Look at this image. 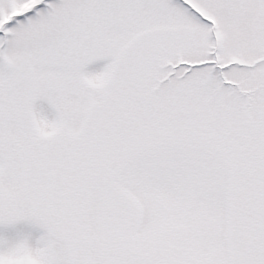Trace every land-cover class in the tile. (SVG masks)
Returning <instances> with one entry per match:
<instances>
[{"label": "snow or ice", "instance_id": "snow-or-ice-1", "mask_svg": "<svg viewBox=\"0 0 264 264\" xmlns=\"http://www.w3.org/2000/svg\"><path fill=\"white\" fill-rule=\"evenodd\" d=\"M0 264H264V0H0Z\"/></svg>", "mask_w": 264, "mask_h": 264}]
</instances>
